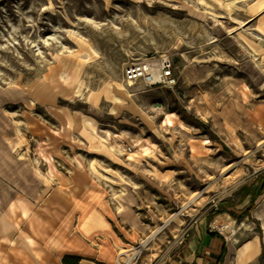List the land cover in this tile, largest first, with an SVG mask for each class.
I'll return each mask as SVG.
<instances>
[{"label": "rangeland", "instance_id": "374dc122", "mask_svg": "<svg viewBox=\"0 0 264 264\" xmlns=\"http://www.w3.org/2000/svg\"><path fill=\"white\" fill-rule=\"evenodd\" d=\"M261 177L264 0H0V264H181L201 220L264 264Z\"/></svg>", "mask_w": 264, "mask_h": 264}, {"label": "crops", "instance_id": "0c3cea01", "mask_svg": "<svg viewBox=\"0 0 264 264\" xmlns=\"http://www.w3.org/2000/svg\"><path fill=\"white\" fill-rule=\"evenodd\" d=\"M222 221L226 222L225 217H222ZM211 222L212 220L207 224L201 220L190 228L187 242L180 255L181 264H218L224 245L227 252L221 264H227L230 255L229 240L226 237V239L213 237L211 233L214 231L210 229L213 224Z\"/></svg>", "mask_w": 264, "mask_h": 264}, {"label": "built area", "instance_id": "2783aa9c", "mask_svg": "<svg viewBox=\"0 0 264 264\" xmlns=\"http://www.w3.org/2000/svg\"><path fill=\"white\" fill-rule=\"evenodd\" d=\"M127 83L133 87L167 88L173 90L176 87V78L170 63H141L130 64L124 69Z\"/></svg>", "mask_w": 264, "mask_h": 264}, {"label": "bare ground", "instance_id": "6f19581e", "mask_svg": "<svg viewBox=\"0 0 264 264\" xmlns=\"http://www.w3.org/2000/svg\"><path fill=\"white\" fill-rule=\"evenodd\" d=\"M211 74H212L211 71L207 72L206 75L203 78L199 79L198 82H202V81L207 80L211 76ZM123 90H126V89L123 88ZM229 95L235 96V92L233 91V89H229ZM192 103H194V101ZM207 114H209L210 116H212L213 115V112L211 110H207ZM231 137H233V134H229L228 135V138H231ZM239 146H240V144H239ZM9 148H10V150L13 149V143L10 140H9ZM39 154H40V156H42L43 158H45L46 162L48 163L49 168H50V173L52 175L55 174V173H58L52 157L50 155H48V154L45 153L43 147H40L39 148ZM18 173H19V175L22 178H25V175H24V173L22 172L21 169H18ZM123 207H125V206L123 205ZM217 223L218 222L216 221V224ZM239 226L240 225H238L237 227H239ZM230 229H231V227H230L229 224H222L220 226V230L221 231H227V230H230ZM236 229L237 228H235V231H236ZM229 249H230V255H229V259H228L227 264H235L233 262V260H235L238 257V254L236 252V246H235V242H234L233 239H231L229 241Z\"/></svg>", "mask_w": 264, "mask_h": 264}, {"label": "trees", "instance_id": "16d2710c", "mask_svg": "<svg viewBox=\"0 0 264 264\" xmlns=\"http://www.w3.org/2000/svg\"><path fill=\"white\" fill-rule=\"evenodd\" d=\"M259 182H260V184H259L258 187L256 188V194H255V196H254V198H253V202L256 201V199H257L258 197L264 195V177H261L260 180H259ZM221 213H222L221 211L218 212V213H215V212H214L213 215H215V214H221ZM247 215H249V213H248ZM211 235H212L213 237H219V238H221V239H224V238L222 237V235H220V234H218V233H216V232H212ZM226 252H227V248H226V245H224V247H223V251H222V255L220 256V258H219V260H218V264H221V263H222V261L224 260V257L226 256Z\"/></svg>", "mask_w": 264, "mask_h": 264}]
</instances>
